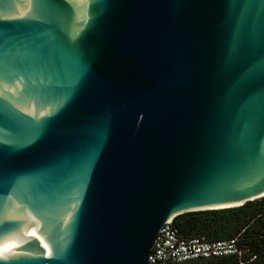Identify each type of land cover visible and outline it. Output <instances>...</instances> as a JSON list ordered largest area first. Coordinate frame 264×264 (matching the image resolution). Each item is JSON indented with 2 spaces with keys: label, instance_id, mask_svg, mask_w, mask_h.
Returning a JSON list of instances; mask_svg holds the SVG:
<instances>
[{
  "label": "water",
  "instance_id": "1",
  "mask_svg": "<svg viewBox=\"0 0 264 264\" xmlns=\"http://www.w3.org/2000/svg\"><path fill=\"white\" fill-rule=\"evenodd\" d=\"M263 193L264 0H0V264H147Z\"/></svg>",
  "mask_w": 264,
  "mask_h": 264
},
{
  "label": "trees",
  "instance_id": "2",
  "mask_svg": "<svg viewBox=\"0 0 264 264\" xmlns=\"http://www.w3.org/2000/svg\"><path fill=\"white\" fill-rule=\"evenodd\" d=\"M171 223L184 238L201 237L208 241L237 238V245L243 250L240 260L233 256L209 258L201 264H264V203L261 199L230 208L186 212L174 217Z\"/></svg>",
  "mask_w": 264,
  "mask_h": 264
},
{
  "label": "built area",
  "instance_id": "3",
  "mask_svg": "<svg viewBox=\"0 0 264 264\" xmlns=\"http://www.w3.org/2000/svg\"><path fill=\"white\" fill-rule=\"evenodd\" d=\"M242 254L236 237L214 241L184 238L177 234L169 220L158 229L146 259L147 264H201L209 258L233 256L240 260Z\"/></svg>",
  "mask_w": 264,
  "mask_h": 264
},
{
  "label": "rangeland",
  "instance_id": "4",
  "mask_svg": "<svg viewBox=\"0 0 264 264\" xmlns=\"http://www.w3.org/2000/svg\"><path fill=\"white\" fill-rule=\"evenodd\" d=\"M262 200V202L264 203V197H262V198H259V199H256V200H254V201H257V200Z\"/></svg>",
  "mask_w": 264,
  "mask_h": 264
},
{
  "label": "bare ground",
  "instance_id": "5",
  "mask_svg": "<svg viewBox=\"0 0 264 264\" xmlns=\"http://www.w3.org/2000/svg\"><path fill=\"white\" fill-rule=\"evenodd\" d=\"M262 196H264V193H263V195ZM169 221V220H168Z\"/></svg>",
  "mask_w": 264,
  "mask_h": 264
}]
</instances>
